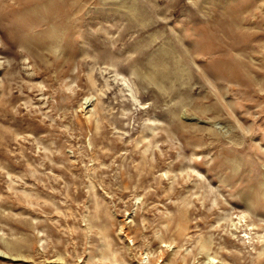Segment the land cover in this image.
Here are the masks:
<instances>
[{
	"label": "rangeland",
	"instance_id": "1",
	"mask_svg": "<svg viewBox=\"0 0 264 264\" xmlns=\"http://www.w3.org/2000/svg\"><path fill=\"white\" fill-rule=\"evenodd\" d=\"M0 264H264V0H0Z\"/></svg>",
	"mask_w": 264,
	"mask_h": 264
}]
</instances>
